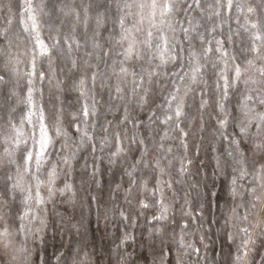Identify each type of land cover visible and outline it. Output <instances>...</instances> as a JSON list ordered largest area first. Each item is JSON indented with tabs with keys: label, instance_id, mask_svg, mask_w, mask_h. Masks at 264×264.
I'll use <instances>...</instances> for the list:
<instances>
[{
	"label": "clouds",
	"instance_id": "9594fccd",
	"mask_svg": "<svg viewBox=\"0 0 264 264\" xmlns=\"http://www.w3.org/2000/svg\"><path fill=\"white\" fill-rule=\"evenodd\" d=\"M0 264H264V0H0Z\"/></svg>",
	"mask_w": 264,
	"mask_h": 264
}]
</instances>
